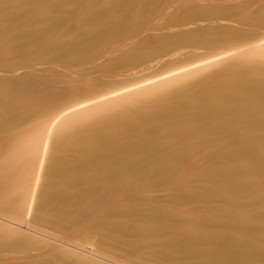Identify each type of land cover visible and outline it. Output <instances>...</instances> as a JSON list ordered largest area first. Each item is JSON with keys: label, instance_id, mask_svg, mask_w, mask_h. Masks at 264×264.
<instances>
[{"label": "bare ground", "instance_id": "bare-ground-1", "mask_svg": "<svg viewBox=\"0 0 264 264\" xmlns=\"http://www.w3.org/2000/svg\"><path fill=\"white\" fill-rule=\"evenodd\" d=\"M216 1L0 0L63 75L0 86V252L44 249L28 222L121 264H264V1Z\"/></svg>", "mask_w": 264, "mask_h": 264}, {"label": "rangeland", "instance_id": "rangeland-1", "mask_svg": "<svg viewBox=\"0 0 264 264\" xmlns=\"http://www.w3.org/2000/svg\"><path fill=\"white\" fill-rule=\"evenodd\" d=\"M191 1V0H190ZM222 1V2H221ZM220 2L219 1H216L217 2V4L216 3H211V6H213V4H214V6H216V5H223V6H230V7H232V6H238V5H248L249 3L253 6H256L257 4H258V2H259V4L261 3V4H263L262 2L264 1V0H262L261 2H260V0H237V1H235V2H233V1H230L229 3L228 2H226V3H224L223 2V0H221ZM225 1V0H224ZM246 1V2H245ZM257 1V3H255ZM193 2V1H192ZM232 2V3H231ZM237 2H239V3H237ZM243 2V3H242ZM190 2H188V4H189ZM196 3V2H195ZM200 3H201V5H200ZM198 5L199 6H203V5H209L210 3L209 2H200ZM219 3V4H218ZM221 3V4H220ZM248 3V4H247ZM191 4V3H190ZM231 4V5H230ZM256 4V5H255ZM258 4V5H259ZM251 5H248L250 8H251ZM252 9H253V7H252ZM50 13H51V15L53 16V17H58L60 14H61V12L60 11H57V10H53V9H51L50 10ZM57 15V16H56ZM51 16V17H52ZM32 18V19H31ZM31 18L30 17H28V18H26L25 19V22H27V23H35V21H41V22H44V18L42 19V17L41 16H35V15H33V16H31ZM38 18L40 19V20H38ZM0 37H2L4 40V45H2V44H0V86L1 85H3V84H7V83H11V81L12 80H15L16 78H24V76H25V78H27V79H29L30 80V78L33 80V81H35V80H39L40 78H41V76H44L45 75V77L48 79V77H49V81H54L55 82V78H56V76H58L59 78H60V80H61V76L63 77V75L61 74L62 73V71H61V68L62 67H59L58 66V68H57V66H56V68L54 69V68H50V66H54V65H48L49 66V68H50V70H49V68L47 67V65H45V66H42V67H38V69H37V67H35V61L37 60V59H39V58H37L36 56H40V57H42L43 56V51H42V55H40V51H39V49L41 50V49H43V47H42V45H32L31 47H26V46H19L18 44H17V41L20 39V37H19V34H15L14 36H9V38H7V37H5V35H1L0 34ZM6 38V39H5ZM8 41V42H7ZM18 45V46H17ZM36 46H37V48H36ZM23 47V48H22ZM26 47V48H25ZM7 48V49H6ZM32 48V49H31ZM37 49V50H36ZM27 50V51H26ZM36 50V51H35ZM11 51V52H10ZM26 51V52H25ZM10 52V53H9ZM23 52V53H22ZM38 52V53H37ZM40 52V53H39ZM21 54V55H20ZM31 54V55H30ZM37 54V55H36ZM3 56V57H2ZM38 56V57H39ZM2 57V58H1ZM12 57V58H11ZM36 57V58H35ZM30 59V60H29ZM35 59V60H34ZM22 62H21V61ZM24 60V61H23ZM9 61V62H8ZM260 61H264V56H262V57H260ZM15 65V66H14ZM21 65V66H20ZM4 67H5V69H4ZM9 68V69H7V68ZM34 67V68H33ZM44 67V68H43ZM48 69H46V68ZM55 67V66H54ZM14 68V69H13ZM20 69V68H23V70H24V73H18L17 72V70L18 69ZM25 68V69H24ZM35 68H36V70L38 71V72H41V71H44L45 72V70L46 71H51V72H43V73H39L38 74V72L35 70ZM41 68H43V69H41ZM16 69V70H15ZM56 69H58V70H56ZM2 70V71H1ZM55 70V71H54ZM60 70V71H59ZM14 71H16V73L14 72ZM19 71V70H18ZM60 73H59V72ZM2 72V73H1ZM5 72V73H4ZM13 72V73H12ZM57 72V75H55V73ZM28 73V74H27ZM32 73V74H31ZM38 75H37V74ZM49 73H51L50 75H52V76H50L49 75ZM8 74V75H7ZM21 74V75H20ZM31 74V75H30ZM54 74V75H53ZM61 74V75H60ZM13 75V76H12ZM35 75H37L36 77H35ZM47 75V76H46ZM29 76V77H28ZM40 78H39V77ZM53 76H55V77H53ZM44 77V78H45ZM52 77V79H50ZM57 77V79H58V81H59V78ZM36 78V79H35ZM44 78H41L40 80H43ZM53 78L55 79V80H53ZM45 80V79H44ZM47 80V81H48ZM57 81V80H56ZM57 81V82H58ZM57 82H55V83H57ZM4 86V85H3ZM200 163V162H199ZM199 163H198V165H199ZM181 179V180H180ZM179 180L180 181H182V180H184V177H181L180 176V178H179ZM2 221V220H1ZM15 226H17V229L19 228V226L20 227H22V228H20L21 230H22V232L24 231V233H27L28 232V234L29 235H34V236H37L40 240H42V241H44L46 244V248L44 247V249H43V247H40V251L38 250V248H36L35 250H33V252H32V254H31V252L29 253V255L27 254V256L26 255H18V254H14V253H8V252H0V253H3V254H1V256H0V262H2V260H5L6 262L4 263V261L2 262V263H0V264H45L46 262V260H47V258L49 259V258H52L53 259V257H54V259H56V258H58L57 256H59V254H60V252L61 251H63V250H67V251H69V252H71V253H74V254H78V255H80V256H83V257H86V258H88V259H91V260H93V261H96V262H98V261H100L99 263H103V264H119L121 261H118V262H114L113 261V259L111 260V259H107V258H105V256H104V258H102L103 256H102V254L101 253H99V252H97V251H95V250H92V247H90L89 248V245L87 244L86 246H82V245H80V244H77V243H73L74 245H67V243H69L67 240L65 241V240H63V239H61V238H59V240H60V242L58 241V237H56V236H54V235H52L53 237H51V234H48L47 236H46V233L45 234H40V235H38L39 233H42V232H40V231H38V232H35V229L33 230V228L32 229H28V228H30L29 227V224H28V222H24V223H22V225H19V224H14ZM14 226V227H15ZM20 229H18V230H20ZM20 230V231H21ZM31 230V231H30ZM33 231L35 232V233H33ZM37 233V234H36ZM43 235V236H42ZM53 239H57V242L56 241H53ZM48 241V242H47ZM62 241H64V242H62ZM55 243H59L58 245L56 244V245H54ZM63 243V244H62ZM65 243H66V245H65ZM70 243H72V242H70ZM48 244H50V245H48ZM51 244H53V245H51ZM60 245H62V247L60 246ZM78 245V247H76ZM48 246V247H47ZM50 246H57L56 247V250H53V248H55V247H50ZM91 246V245H90ZM79 247H81V249L82 248H84V249H86V250H81ZM88 249H87V248ZM68 248V249H67ZM75 248H77V249H75ZM43 249V250H42ZM48 249H51V251L50 250H48ZM79 249V250H78ZM91 249V251H93V252H91V251H89ZM35 251V252H34ZM37 251H39V253L37 252ZM52 251H54V252H52ZM37 252V253H36ZM42 252V253H41ZM45 252V253H44ZM78 252V253H77ZM95 252V253H94ZM45 255H44V254ZM46 253H48L47 255H46ZM97 253V254H96ZM4 254H7V255H4ZM50 254V255H49ZM99 254V255H98ZM36 255V256H35ZM102 257H101V256ZM10 256V257H9ZM24 256V257H23ZM53 256V257H52ZM56 256V257H55ZM100 256V257H99ZM4 257V258H3ZM14 257H16L17 258V260H16V258H14ZM19 257V258H18ZM21 257H22V259H21ZM27 259H29V260H27ZM39 257V258H38ZM42 257H46V258H42ZM13 258V259H12ZM99 258H101V259H103V260H101V259H99ZM7 259V260H6ZM9 259V260H8ZM32 259V260H31ZM105 259H107V261L105 260ZM14 260V261H13ZM18 260H19V262H18ZM23 260V261H22ZM59 260V262H60V259H58ZM105 260V261H104ZM111 260V261H110ZM17 261V262H16ZM33 261V262H32ZM35 261V262H34ZM113 261V262H112ZM117 261V260H116ZM121 264V263H120ZM122 264H124V263H122Z\"/></svg>", "mask_w": 264, "mask_h": 264}]
</instances>
